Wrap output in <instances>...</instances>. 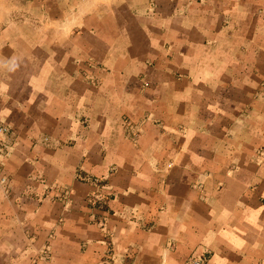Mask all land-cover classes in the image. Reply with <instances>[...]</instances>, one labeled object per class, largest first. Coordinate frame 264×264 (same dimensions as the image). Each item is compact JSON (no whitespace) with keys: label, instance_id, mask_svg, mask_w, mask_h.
<instances>
[{"label":"crops","instance_id":"0c3cea01","mask_svg":"<svg viewBox=\"0 0 264 264\" xmlns=\"http://www.w3.org/2000/svg\"><path fill=\"white\" fill-rule=\"evenodd\" d=\"M0 128V264H264V0H0Z\"/></svg>","mask_w":264,"mask_h":264},{"label":"built area","instance_id":"2783aa9c","mask_svg":"<svg viewBox=\"0 0 264 264\" xmlns=\"http://www.w3.org/2000/svg\"><path fill=\"white\" fill-rule=\"evenodd\" d=\"M124 124H125V130H126V137L130 140H136V137L138 135V132L136 130V126L132 124L128 119H124ZM1 133H7L8 130L7 128H0ZM5 149L4 145L2 144L0 140V150ZM7 153H5L6 155ZM8 185H9V180L6 177H1L0 176V187L5 189L6 191L8 190ZM98 201L101 202L100 199ZM190 264H204V259L203 258H192L189 261Z\"/></svg>","mask_w":264,"mask_h":264}]
</instances>
